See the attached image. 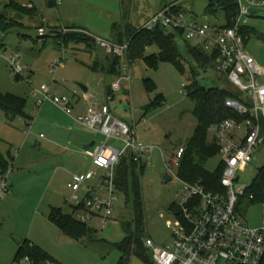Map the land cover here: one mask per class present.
Wrapping results in <instances>:
<instances>
[{
	"label": "rangeland",
	"instance_id": "374dc122",
	"mask_svg": "<svg viewBox=\"0 0 264 264\" xmlns=\"http://www.w3.org/2000/svg\"><path fill=\"white\" fill-rule=\"evenodd\" d=\"M14 2L18 10L9 6V0H4L0 6V13L17 25L6 33L0 30V41L4 44L0 47V93L25 98L26 116H18L9 123L0 109V151L9 162L8 172L0 176V185L5 178L10 191L0 196V264H13L19 247L17 240L34 242L61 264H118L120 252L113 244L125 236L122 223L133 218L131 204L126 202L123 194L117 193L114 214L106 224L97 220L79 221L96 230L94 240H74L51 221L53 208H61L68 214L74 212L71 208L72 175L92 168L83 147L90 137L98 142L100 138L75 121L78 117L75 110L74 116L70 117L51 101L39 108L35 89L43 85L51 87L56 95L71 97L75 91L83 96L85 93L80 85L86 86L87 95L93 96L91 101L108 102L116 107L119 116L133 126L137 138L146 145L155 146V151L144 157L147 164L142 178L145 234L159 246L169 243L172 232L167 222L173 219L169 206L182 187L174 159L179 148L185 147L193 136L197 125L194 103L186 93V87L191 83L190 64L186 63L181 72L172 63L159 62L157 68H152L143 59H137L131 64L130 80H122L119 91L112 93L109 90V97L107 89L119 76L105 75L93 70V66L96 62L103 65L105 57L115 52L101 47L98 39L92 50L83 44L64 47L61 43L66 35L79 31L70 28L72 25L87 29L95 38L114 42L112 27L115 22H130L140 28L150 16L172 3L180 4L186 21L193 18L213 25L219 19L224 23L223 14L206 15L208 0H56L54 7H49L47 0ZM23 9H34L38 15H28ZM249 28L258 34L248 39L247 50L264 69V17H251ZM189 43L192 46L198 44L194 40ZM17 53L22 55L21 66L31 82L16 80L12 73L7 58ZM156 53L157 46H149L145 55ZM61 57L64 63L52 72L53 61ZM206 75L221 76L217 63ZM227 87L237 93L232 85ZM160 95L164 104L150 106L152 102L162 101L158 98ZM214 135L211 129L209 140ZM220 163L218 154L208 160L205 167L214 172ZM263 164L264 145L256 150L250 165L239 174L238 184L250 186ZM167 174L171 180L165 179ZM99 175H102L101 171ZM79 195L83 197V193ZM240 214L244 217L242 220L255 227L261 222L262 206L248 208L247 202L242 201ZM149 254L151 258L150 249ZM131 264L148 263L134 256Z\"/></svg>",
	"mask_w": 264,
	"mask_h": 264
},
{
	"label": "built area",
	"instance_id": "2783aa9c",
	"mask_svg": "<svg viewBox=\"0 0 264 264\" xmlns=\"http://www.w3.org/2000/svg\"><path fill=\"white\" fill-rule=\"evenodd\" d=\"M236 1L238 11L230 26L217 27L193 18L186 21L185 13L176 9V4L162 8L143 26L148 30L161 26L170 31H182L185 39L198 42V48L217 53L218 71L225 74L240 93L239 98H227L225 104L244 116L241 122L225 119L213 129V138L221 157L220 165L223 167V191L212 192L199 183L182 182L174 201L175 208L169 210L173 219L167 222V227L172 232V240L162 246L152 238L146 240L154 264H262L264 261V200L255 202L252 195L246 199L248 208L262 206L260 224L255 227L248 225L240 214L241 197L248 187L238 184L239 174L250 165L256 150L264 145V69L248 52L244 37L250 18L264 11V0ZM253 10L256 11L255 15H252ZM95 39L108 52L123 55L125 47L112 41ZM7 60L14 75L31 82L21 66L20 53L13 54ZM63 63V57L55 59L51 65L52 72ZM122 69V75L111 84L113 92L122 89V80H130L126 61ZM35 94L39 98V108L46 101H51L66 114L73 115L72 102L76 94L73 97L56 95L47 85L35 89ZM76 120L84 128L102 136L103 140L92 149L84 150L92 158L93 169L73 176L71 202L76 207V219L80 222L97 220L106 224L114 214L117 201L114 180L116 166L127 152L132 153L138 161L153 153L155 146L142 143L135 129L115 116L107 104H90ZM183 152L184 147H180L176 153L174 164L177 167ZM99 170L103 172L101 176ZM96 179L99 180L96 187L100 190L85 186ZM8 189L3 178L0 196ZM80 192H84L82 198ZM13 264L59 262L53 259L40 261L23 255Z\"/></svg>",
	"mask_w": 264,
	"mask_h": 264
},
{
	"label": "trees",
	"instance_id": "16d2710c",
	"mask_svg": "<svg viewBox=\"0 0 264 264\" xmlns=\"http://www.w3.org/2000/svg\"><path fill=\"white\" fill-rule=\"evenodd\" d=\"M0 1L2 4L4 0ZM8 4L18 10L14 0H9ZM56 4V0H47L49 7H54ZM169 5L171 4L166 6ZM176 9L180 10L181 8L176 6ZM23 10L28 15H38L34 9ZM237 11L238 4L236 0H208L205 14L217 17L219 12H221L225 22L222 25H213L225 27L231 25ZM10 20L3 13H0V30L6 33L17 26L14 22L12 24ZM70 28L79 31L66 35L61 43L62 46L68 47L70 44H83L87 48L93 49L96 39L87 29L74 25ZM112 29L114 43L120 47H125L123 55L116 53L107 55L103 65H99L96 62L93 70H99L108 76L118 77L122 75V66L125 61L128 64H132L137 59H143L152 68H157L159 62H168L175 65L181 72H184L186 63L190 64L191 83L186 87V93L194 103L193 114L197 120V125L179 160L177 167L178 178L182 182L199 183L208 191H223L221 185L223 167L220 165L214 172H210L205 167L208 160L219 154V147L214 138L209 140V131L225 119H234L241 122L244 120V116L225 104L226 99L229 97H240V93L236 88L234 89L237 90V93H234L227 87L230 82L226 75L221 73V76L217 78L206 75L207 71L213 68L216 63L218 54L208 53L197 46H192L189 40L184 38L182 31H170L161 26L148 30L143 27L137 28L130 22L123 24L115 22ZM171 32L177 33L178 38H170L169 34ZM255 34H258L255 29L248 28L244 31L246 44L251 35ZM149 46H157L158 53L146 56L145 52ZM0 47H4L1 41ZM204 77L211 78V82L204 80ZM15 78L16 80L22 79L19 75H16ZM109 90L112 93L114 92L111 87L107 89V96L110 97L111 92ZM158 98H162L161 95ZM25 104L26 99L23 97L0 93V109L6 114L9 122L18 116H26L24 111ZM163 104L162 98V101L152 102L150 106ZM130 126L133 127L131 124ZM8 170L9 162L0 151V176L5 175ZM146 170L147 164L144 162V158L136 161L135 156L130 152H127L122 157L115 168L114 180L117 193L125 196L126 202L131 204L133 212L132 220L122 223V228L125 232L124 238L113 244L114 248L120 252L118 264H131L134 256L148 264H154L152 255L150 258L149 249L146 246V213L142 187V178ZM251 195L255 202L264 200V164L259 168L252 183L241 197V201H246ZM72 207L74 211L72 214L65 213L61 208H53L50 213L51 221L63 234L74 240H94L96 230L87 228L85 224L80 223L75 218L76 207L73 204ZM174 208L175 204L173 202L169 206V210ZM18 246L14 261L23 255H30L40 261L53 259L40 246L30 240L22 241ZM262 264H264V261Z\"/></svg>",
	"mask_w": 264,
	"mask_h": 264
},
{
	"label": "crops",
	"instance_id": "0c3cea01",
	"mask_svg": "<svg viewBox=\"0 0 264 264\" xmlns=\"http://www.w3.org/2000/svg\"><path fill=\"white\" fill-rule=\"evenodd\" d=\"M173 4V3H172ZM174 4H176L178 7H180L181 9V11H183L184 12V10H183V8L180 6V4H178V3H174ZM185 13V12H184ZM192 13V15H195L193 12H191ZM155 14V13H154ZM153 14V15H154ZM152 15V16H153ZM152 16H150L143 24H142V26L141 27H143L150 19H151V17ZM196 16V15H195ZM216 22L217 23H215V24H223V23H221V21L218 19V20H216ZM224 22H225V20H224ZM133 26H136V25H134V24H132ZM73 26V25H72ZM137 28H139V27H137ZM114 40V39H113ZM127 62V61H126ZM128 63V62H127ZM131 64H129V71H130V68H131ZM83 90V89H82ZM84 91V90H83ZM87 92H88V88H87ZM87 92H85L84 91V95L83 96H80V94L78 93V92H74L73 94H76V96L74 97V99H73V101H75V102H72V107H73V110H75V113H77V115L79 116V115H81V114H84L85 112H86V109H87V107L90 105V104H97V103H95L94 101H91V98L93 97L92 95H87ZM103 104H107V105H109V107L111 108V110H112V112H113V114L115 115V116H117L118 118H120V119H122V120H124V121H126V122H128L126 119H123L121 116H119V114L116 112V107H112L108 102L107 103H103ZM78 106V107H77ZM3 112V111H2ZM4 113V112H3ZM74 113V114H75ZM4 116H5V118L8 120V118H7V116H6V114L4 113ZM70 116V115H69ZM74 115H72V116H70V117H73ZM32 119V118H31ZM14 120H15V118L11 121V122H9V120H8V122L9 123H13L14 122ZM75 121L76 122H78L76 119H75ZM79 123V122H78ZM129 123V122H128ZM32 127V126H31ZM32 129V128H31ZM86 129V128H85ZM73 130V129H72ZM71 130V131H72ZM87 131H89V132H91L94 136H96V138H100V141L98 142V140L97 139H95L94 137H90L88 140H87V142L85 141V144H86V146H89L92 142H95V144H99L102 140H103V138H102V136H100V135H96V133H93V131H90V130H88V129H86ZM25 132H27V131H25ZM77 139H78V137H77ZM78 142H82V140L81 141H78ZM85 146V147H86ZM83 150H85L84 149V147H83ZM84 154H85V152H84ZM86 155V154H85ZM86 159L88 160V159H90L91 160V162H92V158H91V156H87L86 155ZM91 169H93V162H92V168ZM90 169V170H91ZM89 170V171H90ZM100 171L102 172V170H99V173H100ZM86 173V172H85ZM103 173V172H102ZM75 174V173H74ZM78 174H83V173H78ZM71 178V177H70ZM72 179H73V175H72ZM71 179V180H72ZM94 182H96L95 183V185H93V186H90V187H96L97 186V184H98V179H96V180H93ZM92 182V181H91ZM86 187L87 186H89V185H85ZM97 188V187H96ZM8 193H10V191H9V189H8V191H7ZM80 193H83V195H84V192H80ZM71 208H72V202H71ZM72 211H73V208H72ZM34 243V242H33ZM39 246V245H38Z\"/></svg>",
	"mask_w": 264,
	"mask_h": 264
},
{
	"label": "water",
	"instance_id": "95a60500",
	"mask_svg": "<svg viewBox=\"0 0 264 264\" xmlns=\"http://www.w3.org/2000/svg\"><path fill=\"white\" fill-rule=\"evenodd\" d=\"M0 5H1V1H0ZM255 14H256V11L253 10V11H252V15H255ZM257 15L260 16V17H264V11H260V12H258ZM169 37H170V38H178V35H177V33H175V32H171V33L169 34ZM203 79L206 80V81L209 82V83L211 82V78H209V77H204ZM212 82H213V80H212ZM80 87H81L85 92H87V87H86V86H84V85H80ZM94 146H95V142H92L89 146L84 147V149H85V150L92 149ZM165 179H167V180H171L172 178H171V176H169V175L167 174V175H165ZM17 244H21V240H17Z\"/></svg>",
	"mask_w": 264,
	"mask_h": 264
}]
</instances>
